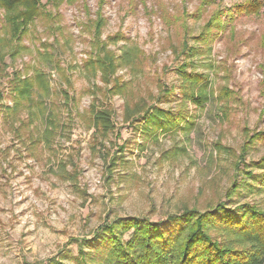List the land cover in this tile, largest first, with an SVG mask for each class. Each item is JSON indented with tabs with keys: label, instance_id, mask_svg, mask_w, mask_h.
I'll list each match as a JSON object with an SVG mask.
<instances>
[{
	"label": "rangeland",
	"instance_id": "obj_1",
	"mask_svg": "<svg viewBox=\"0 0 264 264\" xmlns=\"http://www.w3.org/2000/svg\"><path fill=\"white\" fill-rule=\"evenodd\" d=\"M258 2L56 0L18 37L0 9V264H76L119 220L264 211Z\"/></svg>",
	"mask_w": 264,
	"mask_h": 264
},
{
	"label": "trees",
	"instance_id": "obj_2",
	"mask_svg": "<svg viewBox=\"0 0 264 264\" xmlns=\"http://www.w3.org/2000/svg\"><path fill=\"white\" fill-rule=\"evenodd\" d=\"M42 1L0 0L5 23L14 36L27 31L42 9L56 2L47 0L45 5ZM253 6L259 14L264 3ZM27 82H21L24 87L15 86L19 96L30 93ZM144 120L145 125L153 127L170 122L160 110ZM260 181L264 185V176ZM216 231L228 236L230 233L235 239L230 243L226 236L227 240L221 241L214 237ZM84 242L88 251L83 247L78 257L71 258L76 264H264V211L250 205L236 209L222 205L207 213L185 211L159 223L119 220L103 225L92 241Z\"/></svg>",
	"mask_w": 264,
	"mask_h": 264
}]
</instances>
